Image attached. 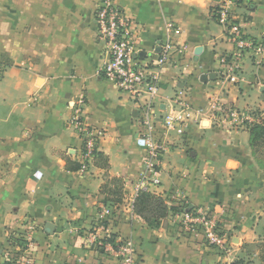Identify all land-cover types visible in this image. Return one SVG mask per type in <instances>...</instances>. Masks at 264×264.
I'll list each match as a JSON object with an SVG mask.
<instances>
[{
	"label": "crops",
	"instance_id": "crops-1",
	"mask_svg": "<svg viewBox=\"0 0 264 264\" xmlns=\"http://www.w3.org/2000/svg\"><path fill=\"white\" fill-rule=\"evenodd\" d=\"M219 1L114 0L145 52L165 37L166 24L177 29L156 115L171 114L180 99L201 110L181 133H167L152 185L146 149L137 145L140 104L100 71L107 55L97 0H0V264H11V236L30 225L34 264H118L86 238L104 198L113 208L106 232L130 241L139 264H262L264 169L248 130L219 124L210 112L215 101L264 116V55L244 58L238 83L219 78L218 56L231 49L211 14ZM236 11L247 35L264 36V0H242ZM80 101L87 123L104 131L101 157L94 152L85 169L83 139L70 123ZM144 184L168 204L182 197L207 210L228 251L188 237L171 212L152 226L137 218L133 202Z\"/></svg>",
	"mask_w": 264,
	"mask_h": 264
},
{
	"label": "built area",
	"instance_id": "built-area-1",
	"mask_svg": "<svg viewBox=\"0 0 264 264\" xmlns=\"http://www.w3.org/2000/svg\"><path fill=\"white\" fill-rule=\"evenodd\" d=\"M242 0H220L211 9L214 20L220 24L225 37L231 45L228 52L218 56L219 78L231 84L242 79V63L245 57L252 56L258 61L264 55V36L256 39L244 31V17L236 11V6ZM97 23V38L104 43L106 61L100 71L106 79L117 87L119 92L128 94L137 101L139 106V123L141 129L137 137V145L146 149V169L148 183H159L160 158L165 150V142L169 131H179L187 122H195L196 111L184 99L176 102V108L171 114L158 116L154 107V98L159 89L161 70L170 55L177 51L172 35L177 29L166 24V35L155 44L150 51L145 52L139 43L138 34L133 29L132 20L125 15L114 0H97L94 11ZM82 101L74 106L70 123L77 129L83 139L81 151V167L85 169L94 156L97 145L104 136V131L90 126L82 115ZM210 118L219 124L231 128H247L248 124L264 122V116L255 110H240L234 106H225L212 102ZM145 189V184L140 186ZM175 199V198H174ZM177 200L182 197L176 198ZM176 205L179 202L175 203ZM176 218L179 228L187 235L202 237L204 242L214 246L220 253L229 249L228 239L219 234L214 227V217L207 210L190 208L184 201L180 211L171 212ZM113 215V208L107 203H101L97 219L86 238L93 244H101V238L107 234V225L101 223ZM33 227L28 226L23 232L10 240L12 251L11 264H34L32 237ZM116 247L105 244L117 258L118 264H139L135 248L128 240H115Z\"/></svg>",
	"mask_w": 264,
	"mask_h": 264
},
{
	"label": "trees",
	"instance_id": "trees-1",
	"mask_svg": "<svg viewBox=\"0 0 264 264\" xmlns=\"http://www.w3.org/2000/svg\"><path fill=\"white\" fill-rule=\"evenodd\" d=\"M246 129L249 133V145L252 148L253 153L256 154L261 150L264 152V122L248 124ZM95 154L96 156L101 157L99 152L96 151ZM77 167L78 165L74 166V168ZM108 201V198L101 200L102 203L107 204ZM176 201L179 202L178 205L168 204L166 202V198L161 194L151 192L146 189H139L133 202V212L137 218L142 220L148 226H152L164 219L169 214V212H177L182 209L184 200L179 199ZM109 205L111 206V204ZM101 223L105 226L107 225L106 220H102ZM191 236L192 234H188V237ZM16 237L17 234L12 235L11 239H15ZM100 241L101 244L96 245V249L101 253H104L105 244H112L113 247H116L115 235L112 233L105 234ZM259 246L261 252V261L262 264H264V241L260 243ZM233 264H248V262L243 259H239Z\"/></svg>",
	"mask_w": 264,
	"mask_h": 264
},
{
	"label": "rangeland",
	"instance_id": "rangeland-1",
	"mask_svg": "<svg viewBox=\"0 0 264 264\" xmlns=\"http://www.w3.org/2000/svg\"><path fill=\"white\" fill-rule=\"evenodd\" d=\"M263 150L255 154L258 165L264 169V154Z\"/></svg>",
	"mask_w": 264,
	"mask_h": 264
}]
</instances>
